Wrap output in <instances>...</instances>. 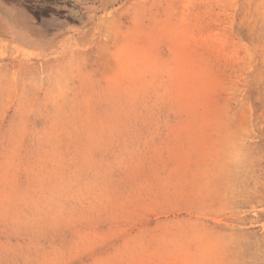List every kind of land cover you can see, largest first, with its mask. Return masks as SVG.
<instances>
[{
  "label": "rangeland",
  "instance_id": "374dc122",
  "mask_svg": "<svg viewBox=\"0 0 264 264\" xmlns=\"http://www.w3.org/2000/svg\"><path fill=\"white\" fill-rule=\"evenodd\" d=\"M30 1L0 0V264H264V0Z\"/></svg>",
  "mask_w": 264,
  "mask_h": 264
},
{
  "label": "bare ground",
  "instance_id": "6f19581e",
  "mask_svg": "<svg viewBox=\"0 0 264 264\" xmlns=\"http://www.w3.org/2000/svg\"><path fill=\"white\" fill-rule=\"evenodd\" d=\"M28 1V0H27ZM30 1V0H29ZM65 1V0H64ZM31 2V1H30ZM74 2V1H73ZM43 4V3H42ZM23 6V5H22ZM32 7V6H31ZM40 7V6H39ZM53 10V8H52ZM60 13V12H59ZM0 14L3 16V18L6 20V24H7V28L5 29H9L11 30L10 28V25H22V20L21 17L19 16H12L11 14H9V12L3 7L0 5ZM53 14V13H52ZM24 22V20H23ZM41 23V22H40ZM44 23V22H43ZM0 26H1V23H0ZM51 27V26H50ZM1 29V27H0ZM11 32V31H10ZM18 35V34H17Z\"/></svg>",
  "mask_w": 264,
  "mask_h": 264
}]
</instances>
